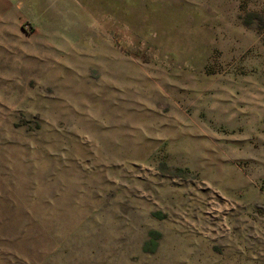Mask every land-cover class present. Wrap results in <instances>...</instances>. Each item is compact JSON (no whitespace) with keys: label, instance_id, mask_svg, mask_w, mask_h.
<instances>
[{"label":"rangeland","instance_id":"374dc122","mask_svg":"<svg viewBox=\"0 0 264 264\" xmlns=\"http://www.w3.org/2000/svg\"><path fill=\"white\" fill-rule=\"evenodd\" d=\"M0 264H264V0H1Z\"/></svg>","mask_w":264,"mask_h":264},{"label":"crops","instance_id":"0c3cea01","mask_svg":"<svg viewBox=\"0 0 264 264\" xmlns=\"http://www.w3.org/2000/svg\"><path fill=\"white\" fill-rule=\"evenodd\" d=\"M1 1V0H0ZM7 1V0H6ZM8 3V2H7Z\"/></svg>","mask_w":264,"mask_h":264}]
</instances>
